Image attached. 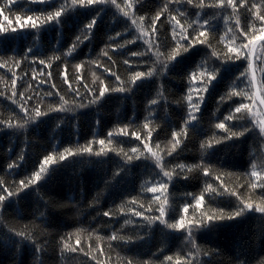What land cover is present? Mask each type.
Returning a JSON list of instances; mask_svg holds the SVG:
<instances>
[{"label":"trees","instance_id":"1","mask_svg":"<svg viewBox=\"0 0 264 264\" xmlns=\"http://www.w3.org/2000/svg\"><path fill=\"white\" fill-rule=\"evenodd\" d=\"M63 2L48 0L47 5L33 3L32 0H19L18 4L13 2L9 6L10 11L6 8L0 15V25L7 24L3 19L5 15L15 23V14L20 13L21 22L27 23V15L52 11ZM134 2L135 18L145 16L147 21L167 0ZM248 2L249 5L258 4L260 0ZM117 3L123 7L124 0H117ZM199 3L200 0H192L189 5L186 0H181V5L171 6L173 15L177 8L184 14L186 18H177L186 28L192 24L188 28L190 35L202 31L199 25L204 20L209 21L206 26L209 29L208 43L196 46L197 50L193 52L189 63L175 68L170 65L171 70H162L152 77L143 78V82L137 81L132 91L107 93L96 103H89L95 98L94 93L98 95V82L93 85V73L106 85L116 88L120 83L111 74L115 72L125 82L124 86L128 87L132 73H146L153 67L155 56L152 53L157 51L153 48L149 53L144 40L135 39L139 35L135 25L114 6H94L96 10L103 7V11L92 33L83 32L82 29L95 16V11L74 9L58 25L48 24L37 30H22L0 45V63L6 62V66L0 68V120L23 122V114L17 107L21 102L20 93H24L25 98L32 97L27 102L30 109L39 106L47 113L22 129H9L0 125V179L6 185L18 183L38 171L46 155L58 157L65 148L76 151L90 143L95 153L99 151L100 145L92 141H106L105 154L102 156L85 153L64 161L57 159L55 164L48 167L41 181L26 190L27 196L21 193L20 199L13 197L10 204L5 202V206L0 208V218L3 220V224H0V264H40V261L43 264H125L127 259H132L133 264L137 261L141 264L145 261L149 264H167L164 260L166 256H173L175 264L178 255L186 256L191 249L186 232L168 229L159 221L149 223L144 218L158 215L153 194L146 189L157 181L168 183L146 153L145 143L163 156L165 170H174L167 193L172 209L165 217L168 223L175 222L181 215L192 219L199 216L201 211L212 209L223 208L225 212L231 213L238 201L236 197L224 193L223 188L237 191L242 199L254 204L264 198V190L247 187L251 164L256 163L258 170H261L259 165L264 159V137L259 135V128L231 141H223L226 133L215 128L217 123L224 121L230 110H234L241 102L249 103L247 98L230 96L233 89L237 92L246 90V80L237 78L247 67V62L229 61L231 70L218 76L207 93L196 92V88L201 87L200 73L205 68H219L227 46L239 47L246 43L243 32H251L253 26L259 35L260 24L247 11L238 9L240 27L237 28V15L232 14L231 8L200 9L197 7ZM213 3L215 0H204L205 5ZM5 4L7 0H0V5ZM197 14L202 19L198 20ZM225 17L230 19L226 22ZM161 21L163 23L157 22L156 35L159 39L155 36L152 39L161 45L159 51L167 54L175 47L171 39L172 25L167 16H162ZM196 21L198 23H194ZM145 27L150 28V24L146 23ZM228 29L232 31L229 33ZM117 33L121 35L117 36ZM77 36L83 42L69 55V49ZM133 40L134 43H127ZM259 48L258 45V51ZM104 51L108 52L111 60L103 55ZM213 51L218 56H213ZM134 52L145 55L132 56ZM41 60L45 63L40 64ZM124 60H128L129 64L125 65ZM15 61H20L18 67ZM76 65L82 67L77 70ZM261 67L264 64H255L258 80ZM105 68L111 71L106 72ZM194 72L197 79L190 82ZM13 76L16 78L15 89L11 83ZM85 84L93 91H86ZM189 87H193L194 102L198 95H203L200 112L197 113L198 122L195 128L189 126L188 136L180 137L181 144L168 155L172 132H180L188 118ZM77 90L80 95H76ZM13 91L17 93V104L9 99ZM61 97L72 105L71 111L55 110L61 106ZM154 99L158 103L151 105L150 101ZM81 104L84 107H78ZM145 123L152 130L151 138H148V129L143 127ZM236 123L235 120L226 121L233 131L242 130L233 127ZM125 126L128 135L119 132ZM246 126L251 128V125ZM109 132L113 133L111 144L107 143ZM133 132L140 139H136ZM214 140H222V143L213 142L206 151L201 149V143ZM133 148L139 150L135 155H144L129 162L123 153L134 155L131 151ZM13 162H18V167L9 170L7 165ZM180 164L186 166L183 171L176 167ZM195 165L209 167L212 175L205 177L202 168L189 172L188 168ZM218 174H222L223 187H218L220 181L215 179ZM208 183L217 187L222 194L205 193L204 204L197 209L193 197L199 196ZM185 204L191 205L187 213L182 211ZM133 209L144 215L135 216ZM41 212L44 213L43 218L40 217ZM105 212L109 215L105 216ZM9 228L15 231L27 228L32 239L24 240L17 250L7 240ZM262 232L264 215L254 211L224 222L222 227L211 232L194 229L193 240L203 250L197 256L196 264H237L238 255L240 259L246 258L249 264H259L264 259V242L253 245L252 241ZM114 233L123 239L111 240ZM78 238L79 244L76 243ZM64 241L78 251L62 252ZM37 248L42 251L38 252ZM208 252L213 254H204Z\"/></svg>","mask_w":264,"mask_h":264},{"label":"snow or ice","instance_id":"2","mask_svg":"<svg viewBox=\"0 0 264 264\" xmlns=\"http://www.w3.org/2000/svg\"><path fill=\"white\" fill-rule=\"evenodd\" d=\"M15 3H19V0H7V4L0 5V15H3V12L6 8L10 11V5ZM33 3H37L40 5H47L48 0H32ZM186 3L191 5L192 0H186ZM106 4H110L114 6L117 11L125 18L131 19L132 24L135 25L136 29L139 32V35L135 39H142L144 40L145 45L147 46V50L149 53L152 52V49L155 48L157 51L152 53L155 56V61L153 63V67L149 68V70L145 73L142 71H136L132 73L129 77L128 87H125V82L121 80L120 76L117 75L115 72L111 74L115 76L116 80L119 81L120 86L113 88L110 85H106L103 80H100L99 77L93 73V85H97L98 82V95L94 96L93 100H90L89 103H96L102 100L107 93H126L132 91V86L137 85V81L143 82V78L152 77L159 72L168 71L171 68H175L177 65L187 64L191 61V56L193 52H195L197 45H203L208 43L207 40V33L209 29L206 27L209 24L208 20H204L202 25H199L202 28V31H197L195 35H190L188 32V28L192 27V24L188 25V28L181 23V20L177 17L180 16L182 18H186L183 13H180L178 8L176 9V14H172V5H181V0H167V3L163 5L156 12L154 16H152L149 20L146 21L145 16H140L136 19V12L134 9L136 8V3L134 0H124L123 7L117 3V0H64L63 3H59L54 10L47 11V12H40L34 15H27V23L21 22L22 17L20 13H16V20L15 23L9 20L8 16H4V21L7 22L6 25H0V45L7 39L13 38L16 35L20 34L22 30H37L42 28L44 25L48 24H60L62 18L68 14L71 10L74 9H83L85 11H95V16L83 26L82 31L86 33H92L95 27L97 26L98 18L100 16L101 11H103V7H100L99 10H96L94 6H103ZM198 8L203 9L205 7L209 8H220V9H232V14L237 15V10L247 11L252 17L254 21H258L260 27L258 29L259 35L256 34L257 30L253 26V30L251 32H243V38L246 39V43L241 44L239 47H233L231 45L227 46V52L224 54L223 60L220 64L219 68H212V69H204L200 75L202 79L200 80L201 87L196 88V92L198 94L207 93L209 90V86L212 84L213 81L217 80L218 76H222L223 73L229 72L231 70V65H229V61L232 60H243L247 62V67L243 72L240 73V77L237 79L246 80V90H241L240 92L233 91L230 93V96H241L243 98H247L249 103L241 102L234 110H230L229 114L224 118V121L217 123L215 128L222 129L226 133L223 136V141H231L234 138L242 137L246 133L250 131H255V129L259 128V135L264 137V67L259 69L260 71V79H257L256 70L254 68L255 64H264V0H260V3H251L249 5L248 0H215V3L210 5H205L204 0H200V3L197 5ZM28 11H31L29 9ZM198 20L202 19L199 17ZM162 16H167V19L171 22L172 25V41L175 43V47L167 54L161 53L159 48L161 45L154 43L152 37H159L156 35L158 32L157 29V22L161 21ZM230 17H225V21L227 22ZM149 23L150 28H146L145 24ZM198 23V21L194 22ZM18 24V26H17ZM236 27H240V20L239 16L237 15L236 20ZM232 30L228 29L230 33ZM117 36L121 35L120 33L116 34ZM85 40L88 39L87 36L84 37ZM223 39V38H222ZM80 37L77 36L76 40L73 43L71 49H69V55L75 50V48L82 43ZM135 41H128L127 43H134ZM257 45L260 46L259 51L257 50ZM119 47L123 48V45ZM29 52L32 51L31 48L28 49ZM187 54V55H185ZM103 55L108 57L111 60V57L108 55L107 51L103 52ZM132 56H144L145 53H131ZM213 56H218V53L213 51ZM163 57V59H161ZM151 58V57H150ZM43 60L40 61V64H44ZM113 63H115L113 61ZM123 63L125 65L129 64L128 60H124ZM16 66L18 67L20 61H15ZM159 65V67H157ZM5 63H0V68L5 67ZM82 65H76L77 70H79ZM199 67L203 68V65ZM106 72H110L111 69L105 68ZM51 75V73H49ZM65 82H67V76L64 77ZM79 76L77 77V81L79 82ZM197 79L195 72L192 74L190 78V82H195ZM13 89L16 87V78L13 76L11 81ZM55 87V85H53ZM86 91H93V89H88V86L84 85ZM193 87H189L188 89V118L184 121V126L181 128L180 132L173 131L172 132V142H171V149L168 151V155H171L172 152L176 151V149L181 144L180 137H187L188 136V128L189 126L195 128V123L197 121V113L200 112V102L203 100V95H198L197 101L194 102L193 99ZM2 95V94H0ZM21 97V102L17 104L15 97L17 96L16 91L12 92L11 97L9 99L12 100L13 104H17V107L20 110V113L23 114L22 116V123L18 120L13 122L12 119L8 120H0V125H3L9 129H22L27 127L33 121H37L40 117L47 115L46 112L42 111L39 106L30 109L27 106L28 100H31L32 97L25 98L24 93L19 94ZM48 95H51L49 93ZM76 95H80L79 91H76ZM223 100V97L221 98ZM158 102L157 100L150 101L151 105H156ZM78 107H84L83 104L78 105ZM53 110V109H50ZM57 111H71L72 105L64 100L61 97V106L57 109ZM239 114V115H237ZM235 120L237 123L233 125V127H239L240 131H233L232 127H228L226 125V121H233ZM246 125H251V128L247 127ZM145 129H148V138H151L152 130L149 128L148 123L143 125ZM120 133L123 135H128L127 126L121 128L119 130ZM133 136L136 139H140V137L133 132ZM113 133H108V144L112 143ZM220 144L222 140H214L208 141L207 143H201L200 147L202 150H207L208 148L212 147V143ZM92 143H98L100 145L99 151L93 153V148L91 143L86 146L79 148L78 150L74 151L71 148H65L62 153L58 155V157L54 154H49L44 156L43 161L40 163L39 170L34 171L31 175L25 179H21L18 183H14L11 186L6 185L3 179H0V208L5 206V202L7 201L9 204L13 197L17 199L21 198V193L27 196L28 192L26 190L31 189L32 185L38 184L41 181L44 173L48 171V167L55 164L57 159L60 161L66 160L68 157H72L75 155H83L85 153L89 155L95 156H102L105 154V144L106 141L104 139H100L98 141H92ZM159 147V145H157ZM144 148L146 153L150 155V157L154 160L156 167L160 169V173H162L163 178H167L168 183L157 181L152 187L147 188L148 192L153 194V202L157 204L156 211L158 215L156 216H147L144 217L149 223H155L159 221L160 223L164 224L168 229L176 230V231H184L187 233L186 239L188 244L191 245V249L187 252L186 256L181 257L177 256L175 258V264H196V258L198 255L201 254L203 251L198 244L193 240V230L194 229H206L208 232H211L213 229L222 227L224 222L233 221L238 217H241L245 212L254 211L256 213L264 215V198L261 199L259 203H253L249 200L242 199L241 196L238 194L237 191L229 190L227 188H223L224 193H228L230 196L236 197L238 203L236 208L231 213L225 212L223 208L220 209H212L208 212L201 211L199 216L194 217L192 219H187L185 215H181L178 220L173 223H168L165 217L172 211L169 205V197L167 195L169 183H171L173 179V171L165 170L163 164V156L157 151H154L151 147L148 146L147 143L144 144ZM122 151V150H121ZM132 153L134 155H128L127 153H123L126 157L127 161L131 162L134 158L140 159V155H144L141 153L140 155H135L138 153V149L133 148ZM23 159V156H20V160ZM18 167V162L9 163L7 168L9 170H14ZM181 171L185 169V165L180 164L176 166ZM195 168H202L203 175L208 177L212 175V170L209 167H205L203 165H195L188 168V171L191 172ZM261 170H258V165L256 163L251 164V172L249 175V181L247 187L249 189H261L264 190V159H261V163L259 165ZM222 174H218L215 176V179L220 181V185L218 187H223V180L221 179ZM187 178V177H185ZM205 193L208 194H215L221 195L222 193L218 191L217 187H213L212 184L208 183L205 185V188L201 192L199 196H194L193 199L195 200V207L197 209L202 208L205 199ZM163 196V199H161ZM47 206V204H45ZM191 205L185 204L183 206L182 211L187 213ZM123 209H121L122 211ZM135 216H143V212L135 211L133 209ZM105 216H108L109 213L105 212ZM44 213H40V217L43 218ZM128 223V221H126ZM0 224H3L2 218H0ZM7 240L12 243V245L19 250L20 244L23 243L24 240H31L32 236L31 233L27 228L21 231H15L13 228L8 229ZM71 234H69L70 237ZM19 238V239H17ZM123 239L122 237H118L115 233L112 235L111 240H118ZM63 240V238H62ZM264 242V232H262L258 238H253V245L256 243ZM35 244V242L33 241ZM77 244L80 243L79 238L76 241ZM38 252L42 251V249L37 248ZM82 251V249H79ZM61 251H68V252H76L78 251L77 248L70 245L67 241H64L62 244ZM98 251H100L98 249ZM205 255H211L213 253L208 252L204 253ZM96 259V257H92ZM167 261V264H173V256H166L164 258ZM237 264H249L246 258L240 259L239 255L236 257ZM40 264H43V261H40ZM99 264V262H98ZM125 264H133L132 259H127ZM136 264H141V262L137 261ZM143 264H149L148 261L143 262ZM259 264H264V259L259 261Z\"/></svg>","mask_w":264,"mask_h":264},{"label":"water","instance_id":"3","mask_svg":"<svg viewBox=\"0 0 264 264\" xmlns=\"http://www.w3.org/2000/svg\"><path fill=\"white\" fill-rule=\"evenodd\" d=\"M257 47H258V45H257ZM254 68H255V63H254ZM255 70H256V68H255ZM257 75V74H256ZM258 79V78H257Z\"/></svg>","mask_w":264,"mask_h":264}]
</instances>
